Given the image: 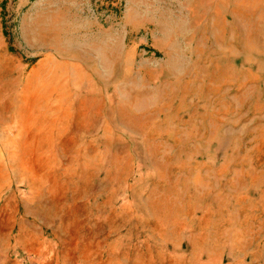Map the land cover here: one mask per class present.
Segmentation results:
<instances>
[{
	"label": "rangeland",
	"instance_id": "1",
	"mask_svg": "<svg viewBox=\"0 0 264 264\" xmlns=\"http://www.w3.org/2000/svg\"><path fill=\"white\" fill-rule=\"evenodd\" d=\"M0 264H264V0H0Z\"/></svg>",
	"mask_w": 264,
	"mask_h": 264
}]
</instances>
